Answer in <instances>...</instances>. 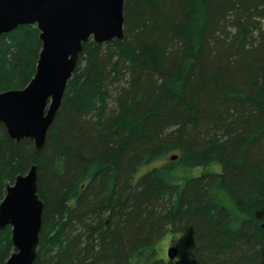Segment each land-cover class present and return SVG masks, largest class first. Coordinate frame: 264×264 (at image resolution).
Listing matches in <instances>:
<instances>
[{
  "label": "trees",
  "instance_id": "1",
  "mask_svg": "<svg viewBox=\"0 0 264 264\" xmlns=\"http://www.w3.org/2000/svg\"><path fill=\"white\" fill-rule=\"evenodd\" d=\"M123 33L83 44L40 151L0 125V203L37 167L33 264H167V233L185 247L168 264H264V0H124ZM40 49L35 26L0 36V93ZM13 252L6 227L0 264Z\"/></svg>",
  "mask_w": 264,
  "mask_h": 264
},
{
  "label": "water",
  "instance_id": "2",
  "mask_svg": "<svg viewBox=\"0 0 264 264\" xmlns=\"http://www.w3.org/2000/svg\"><path fill=\"white\" fill-rule=\"evenodd\" d=\"M124 0H0V36L21 26H35L41 49L33 78L21 90L0 93V125L18 143L33 142L40 151L83 44L123 42ZM176 157H171L175 160ZM37 167L31 165L6 185L0 203V231L11 229L14 252L5 264H33L37 257L43 203L37 194ZM264 230V224L261 226ZM176 247L167 250L175 260Z\"/></svg>",
  "mask_w": 264,
  "mask_h": 264
},
{
  "label": "rangeland",
  "instance_id": "3",
  "mask_svg": "<svg viewBox=\"0 0 264 264\" xmlns=\"http://www.w3.org/2000/svg\"><path fill=\"white\" fill-rule=\"evenodd\" d=\"M163 162H168V160L163 159L161 162L156 164L161 165ZM220 171V167L215 164L211 165L207 169L197 168L190 171H185L184 169L177 168L173 172L172 178L175 183L183 184L186 179L199 176L203 172L219 174ZM170 247H176L178 249L179 254L177 257H179L180 253L185 251V247L180 234L167 233L156 244L157 257L164 260L167 264L171 261L167 257V250Z\"/></svg>",
  "mask_w": 264,
  "mask_h": 264
}]
</instances>
